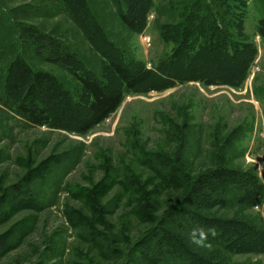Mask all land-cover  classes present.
I'll use <instances>...</instances> for the list:
<instances>
[{"label": "rangeland", "instance_id": "obj_1", "mask_svg": "<svg viewBox=\"0 0 264 264\" xmlns=\"http://www.w3.org/2000/svg\"><path fill=\"white\" fill-rule=\"evenodd\" d=\"M190 1L71 0L67 14L61 0H0L4 55L14 44L33 73L81 101L62 113L63 128L33 125L0 104V264H149L150 246L162 239L172 248L165 228L188 248L184 262L264 264V0H206L237 47L231 58L205 40L211 24L203 34L185 32ZM38 31L70 50L71 61L38 52L30 34ZM118 53L133 88L123 89L108 65ZM161 64L175 74L166 83L142 71ZM91 74L123 95L81 131L91 111L77 75ZM208 180L220 190L199 206L198 184L214 193ZM194 227L213 228L209 237L219 241L196 247L188 239ZM159 254L181 264L178 253Z\"/></svg>", "mask_w": 264, "mask_h": 264}, {"label": "trees", "instance_id": "obj_2", "mask_svg": "<svg viewBox=\"0 0 264 264\" xmlns=\"http://www.w3.org/2000/svg\"><path fill=\"white\" fill-rule=\"evenodd\" d=\"M61 1L67 14H71V8L75 10V8L71 6L72 4H70L71 0ZM190 2L191 3L188 7V22L186 23L185 32H188L189 29L191 30L192 28V30L198 29L197 31L203 34V32L205 33V31L209 29L204 28L203 26L207 23L211 24L213 28L209 29L208 34H206L205 40H208L210 45H213V47L215 46L214 43H218L219 46L225 47L224 50L226 51V57L231 58L234 53L237 52V47L233 46L231 48L230 43L232 44V42H229L226 39V31L220 26H217L218 24L214 23L216 19L212 18V12L211 14H209L211 3L209 4L206 0H192ZM128 7L131 11V5ZM127 12L122 13L120 17L126 25L131 26L133 24L131 18L129 17L130 15L128 14L130 12ZM198 12L201 13L199 16ZM144 23L145 17H143V25ZM23 26L25 28H28L29 30L32 29L30 25L25 24ZM258 33L264 40V15L258 19ZM30 34L32 35V38L35 39L34 45H36V49L38 52H48L49 57L53 60L62 62L71 61V51L63 46L62 43H60L58 40L54 39L51 36H47L41 31H38L37 33L30 32ZM10 47H12L14 51L12 52V54L11 52H8L6 55H4L3 53V48H0V61H4V56L6 59L9 57V59L4 61L5 69L3 71V68L0 69V104L4 108H6V110L12 112L15 116H18L26 120L27 122L32 123L33 125H45L50 128H63V126H60V122L64 121L62 120V116H64V114L62 113L71 115V112L74 109H78V107L80 106L79 102H81L78 96L72 93L69 88L65 87L63 84L56 82V80L53 78H50V81L45 80V78L42 79L41 77L43 75V72L33 73L32 67L29 66V64L24 60L21 53L15 51L14 44H10ZM109 49L112 48L109 47ZM218 52L220 53V50H218ZM114 61L115 62L111 60L108 65L111 67L112 71L120 78V80L122 81L121 83L124 84L123 89L133 88L136 85L137 80L131 79L128 75L129 66L127 67L121 65L122 61H124L123 56L118 53L117 56L115 55ZM169 61H166L167 63L164 62V66L166 65L168 67V65L172 63L171 61L169 63ZM163 68L165 67H163V65L161 64V66L159 67H154L149 70L142 69V71L144 73L153 75L156 79L165 80L164 82L166 83V81L168 82V79L175 77V74H173L172 70ZM34 75L35 78H33ZM144 75H141V77H143ZM199 75L204 76L203 74H197V76ZM187 77L190 78L189 76ZM32 78L33 80H39L40 85H38V83L34 84L33 81L31 82ZM77 79L79 80L83 88V93L85 94L88 109L91 111V121L86 122L81 126V131H86L94 124L99 123L105 116L109 115L116 109L121 101L123 91L120 90L117 92H107L105 88H103L104 85L101 84L98 79H95L93 75L88 77L77 75ZM242 181V184L244 185L250 184L251 187H255V184L251 183L252 181H250L248 178H242ZM215 183L217 182H215L214 180H208L205 183L210 187L211 191H214V193H207L206 196L204 195L203 191H201L204 187L199 186L198 184V188L197 190H195V193H198L196 201L198 202L199 206L202 204L206 206L209 205L214 199L215 193L219 192L220 184L216 185ZM192 191H190V194L188 193L189 197L186 196V199L180 202L181 204L175 206L172 212L173 214H177L178 210H181L180 212H182V203L184 201L190 202L193 198L192 196L194 195V192ZM179 226L182 225L179 224ZM160 230L162 231V229ZM217 233L219 234L218 238H220V232L217 231ZM160 235L164 239H166V245L169 244L172 246V248L170 247L169 249L165 246H162L164 244L163 240L161 239L159 244L156 245V250H154L152 246L148 248L152 257H147V261L151 260L147 263L167 264L164 259H161L160 256H158L160 255L159 253L165 252L167 256L170 255L172 257H175L173 253H178V261L181 264H198V262L189 263L182 261L183 258H185L184 255H186L189 251L186 246H183L177 242L176 236L174 235V233H172V228L171 230L165 228V230H163ZM209 240H212V242L219 241V239L211 237H209ZM179 247L181 248V250H178L180 249ZM174 259L177 260V257H175ZM197 261H199L198 258Z\"/></svg>", "mask_w": 264, "mask_h": 264}, {"label": "clouds", "instance_id": "obj_3", "mask_svg": "<svg viewBox=\"0 0 264 264\" xmlns=\"http://www.w3.org/2000/svg\"><path fill=\"white\" fill-rule=\"evenodd\" d=\"M216 232L213 228L194 227L188 234L191 244L198 248L210 247L209 236H215Z\"/></svg>", "mask_w": 264, "mask_h": 264}]
</instances>
